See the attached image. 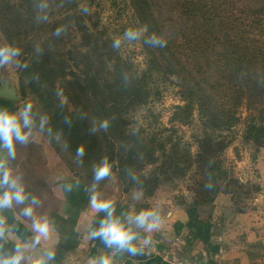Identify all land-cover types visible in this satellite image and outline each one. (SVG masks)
<instances>
[{"label":"trees","instance_id":"16d2710c","mask_svg":"<svg viewBox=\"0 0 264 264\" xmlns=\"http://www.w3.org/2000/svg\"><path fill=\"white\" fill-rule=\"evenodd\" d=\"M124 1L135 28L146 26V35L167 41L162 48L134 41L144 56L142 69L121 48H112L116 38L94 11L99 0H0V32L21 50V64L27 65L20 69L22 90L31 88L42 116L49 117L52 135L45 131L44 137L61 160L69 154L77 162L83 144V162L77 163L90 168V181L104 156L127 188L139 180L145 196L194 169L187 222L175 224L177 232L188 229L192 247L210 234L200 207L212 206L219 194L261 191L235 177L224 154L240 125L243 142L264 148V0ZM57 28L63 29L59 36ZM167 85L180 101L170 117L173 127L146 133L132 126L139 112H152L149 106L162 99ZM105 119L107 131L99 129ZM175 125L196 129L192 143L174 136ZM147 167L155 168L139 174ZM75 181L91 187L85 179Z\"/></svg>","mask_w":264,"mask_h":264},{"label":"crops","instance_id":"0c3cea01","mask_svg":"<svg viewBox=\"0 0 264 264\" xmlns=\"http://www.w3.org/2000/svg\"><path fill=\"white\" fill-rule=\"evenodd\" d=\"M0 109L19 110L15 102L0 98ZM27 145H16V159L8 167L14 176L21 177L29 200L24 204L13 202L11 209L2 213L5 226L14 230L6 232L0 242L4 243L5 252H12L17 242L30 245L35 233L32 231L33 218L47 217L54 220V229L47 240L42 239L36 248L26 247V259L22 264H29L27 257L39 258L40 253L49 250L55 257L48 264H92L100 256L113 258V264H264V218L256 208L246 213H231L227 195L220 194L214 205L200 207L199 216L211 224L206 240H198L194 245L169 254V245L177 237H184L187 243L188 229L177 232L175 224L187 222V207L174 205L159 197L133 199L129 195L119 197L99 196L103 200H112L117 214L126 212L139 213L161 205L163 223L148 236L152 244L135 256L128 254L114 255L99 239L90 237L91 227H98V218L104 213L95 214L89 207L90 195L79 184L71 191L64 190L67 183L76 184L74 178L63 176L62 160L46 141L38 139ZM49 143V142H48ZM49 146V149L46 148ZM55 162V163H54ZM38 203L33 205V217H24L22 209L28 207L31 197ZM170 213V215H169ZM136 246L139 247V242Z\"/></svg>","mask_w":264,"mask_h":264},{"label":"clouds","instance_id":"9594fccd","mask_svg":"<svg viewBox=\"0 0 264 264\" xmlns=\"http://www.w3.org/2000/svg\"><path fill=\"white\" fill-rule=\"evenodd\" d=\"M40 8H47V4H41ZM84 12L88 9L85 7ZM47 19V17H42ZM63 31L62 28L55 30V35L59 36ZM147 27L127 29L122 37L116 38L112 42V48L118 50L125 43L143 40L145 44L150 46L164 47L167 41L155 34L146 35ZM21 54V50L12 44L0 46V69H4L9 65H14L16 68H26V64H21L17 59ZM49 122V117L44 115L41 117L38 125V131L44 134L47 131L49 137L52 135L51 128L46 126ZM66 122H68L66 120ZM36 126L33 115V104L31 102L25 104L22 109L17 111H9L8 109H0V238L5 236L6 232L14 230L5 226L2 213L5 209H11L13 202L16 204H24L29 200V194L25 192V188L21 183V177L14 176L11 169L8 167L11 161L16 159V145H27L35 141L33 138V128ZM109 121L103 120L99 124V129L107 131ZM98 129L93 126L92 133ZM56 139H59L57 135ZM66 146V145H65ZM85 146L82 144L76 150V158L78 163H82V158L85 155ZM112 171V163L109 158L104 156L97 165L93 166V183L90 188L85 189L90 192L89 207L97 215L104 213L102 218H98V227H91L90 237L99 239L107 249H112L114 255L128 254L135 256L143 251L145 247L152 244V240L148 236L141 235V231L151 233L160 228L163 223L162 208L157 204L152 209L141 210L136 214L120 212L117 214L116 205L112 200L100 199L97 195V188L102 180L108 178ZM135 179V177H133ZM74 186H79V181L75 185L67 183L63 185L64 190L71 191ZM211 188V183L205 185ZM143 195L142 190L134 194L133 199H139ZM38 203L35 196L31 197L28 207L22 209L21 214L24 217H33V205ZM170 215V213H169ZM32 231L35 233L30 245L17 242L12 252H5L4 243L0 242V264H22L26 259L24 252L27 246L36 248L41 244V240H47L50 232L54 229V220L47 217L33 218ZM139 242V247L136 243ZM55 257V253L45 250L40 253L39 258L27 257L29 264H48V261ZM92 264H113V258L109 256H100L98 259H93Z\"/></svg>","mask_w":264,"mask_h":264},{"label":"rangeland","instance_id":"374dc122","mask_svg":"<svg viewBox=\"0 0 264 264\" xmlns=\"http://www.w3.org/2000/svg\"><path fill=\"white\" fill-rule=\"evenodd\" d=\"M94 11L98 13L102 25L115 38L122 37L127 29L136 27L133 14L124 0H99ZM6 44V39L0 32V46ZM121 50L122 54L126 57H131L140 69L144 68V56L141 53V47L138 42L125 43L121 46ZM17 59L21 63V58L18 57ZM20 69L14 65H9L4 69H0V75L2 73L6 74V77L17 85V90L21 96V99L15 102L18 109H22L29 102L33 104V115L36 124L33 128V138L38 136L39 140L46 141L50 145L44 135L38 131L36 118L41 119L42 117L39 100L31 88H28L26 92L22 90ZM178 104H180V101L176 94V89L167 85L162 99L149 106L152 112H139L132 126L136 129L141 128V131L144 130L146 133L159 132L163 127L171 128L173 126L170 123V117L173 113V107ZM174 127L176 128V133L174 134L176 138H182L184 142L192 143L191 135L196 130L195 128H188L182 125H175ZM242 130L243 126L240 125L232 135L234 138L232 145L224 154L226 167L242 182H251L260 185L261 191L251 196H246L245 194H242L240 197L227 195L229 198L228 204H230L229 211L234 214L239 213L238 211L245 210L244 213H246L256 208L259 211V216L264 218V148L256 151V147L243 142L241 138ZM192 146V152L194 153L196 146ZM46 148L49 149V146L46 145ZM62 160L63 165H58L63 169V176L65 178L85 179L91 186L93 181L87 178V169H90L87 165L82 167L69 154ZM154 168L147 167L143 173L139 174L148 176ZM193 176L194 169L185 177L175 178L162 183L152 195L145 196L143 193L142 196L146 199L157 197L160 194L159 197L161 199L162 197L164 198L162 200H167L174 205L188 207L193 203L195 198V193L192 190L194 186ZM138 184L139 180L136 181L134 186L127 188L128 186L123 184L119 173L117 171H111L110 176L105 181L99 183L96 191L98 197L106 194L107 197L129 195L133 198L135 193L141 191L137 187Z\"/></svg>","mask_w":264,"mask_h":264},{"label":"water","instance_id":"95a60500","mask_svg":"<svg viewBox=\"0 0 264 264\" xmlns=\"http://www.w3.org/2000/svg\"><path fill=\"white\" fill-rule=\"evenodd\" d=\"M0 98L13 102L21 99L17 85L11 82L4 73L0 75Z\"/></svg>","mask_w":264,"mask_h":264},{"label":"built area","instance_id":"2783aa9c","mask_svg":"<svg viewBox=\"0 0 264 264\" xmlns=\"http://www.w3.org/2000/svg\"><path fill=\"white\" fill-rule=\"evenodd\" d=\"M186 244L187 243L184 237H181V236L175 237L169 245V250H168L169 254H173L181 250L182 248L186 246Z\"/></svg>","mask_w":264,"mask_h":264}]
</instances>
